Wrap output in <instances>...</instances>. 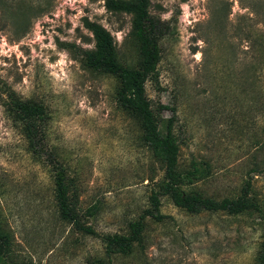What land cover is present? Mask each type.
Listing matches in <instances>:
<instances>
[{
  "label": "rangeland",
  "instance_id": "1",
  "mask_svg": "<svg viewBox=\"0 0 264 264\" xmlns=\"http://www.w3.org/2000/svg\"><path fill=\"white\" fill-rule=\"evenodd\" d=\"M166 29L146 94L179 144L178 169L207 168L187 187L215 199L250 181L259 205L239 214L190 213L161 197L162 221L145 218L143 240L112 264H258L264 240V0H149ZM87 17L113 35L119 61L136 66L132 15L105 0H0V225L27 264H95L101 238L126 233L150 207L164 174L135 119L115 99L114 78L80 61L94 40ZM71 43L72 47H62ZM5 91L43 103L46 143L66 168L80 223L62 219L50 166L31 154L5 110ZM165 106V107H161ZM96 205L91 214L87 208Z\"/></svg>",
  "mask_w": 264,
  "mask_h": 264
},
{
  "label": "trees",
  "instance_id": "2",
  "mask_svg": "<svg viewBox=\"0 0 264 264\" xmlns=\"http://www.w3.org/2000/svg\"><path fill=\"white\" fill-rule=\"evenodd\" d=\"M149 3V0H105V8L111 13L132 15L130 36L135 41L139 54L136 66H127L119 61L114 37L105 26L87 17L83 19L84 27L92 35L94 46L79 49L80 61L84 67L114 78L117 104L137 121L144 145L164 168L157 189H153L149 195L150 207L128 222V231L101 236L106 259H97L95 264H112L113 255H129L135 244L142 242L145 218L149 216L155 221H162L166 217L160 209L162 196H167L175 206L190 213L225 211L239 214L251 208L259 209V205L250 195L248 180L237 196L221 199L205 196L200 191L187 187L199 180L207 168L200 162H192V169H178L179 144L172 131L171 120H167L165 132H161L158 115L147 97L146 82L156 72L161 58L159 42L166 29L159 18L150 14ZM61 46L68 48L74 45L61 43ZM5 93V110L21 129L31 154L37 161L51 167L53 193L59 216L82 227L88 233H95L92 227L81 225L80 211L68 183L66 168L46 143L48 113L45 105L35 100L21 99L14 91ZM96 208V205H92L87 208V212L93 214ZM257 263L264 264V240L257 253ZM0 264H27L12 256L11 237L1 225Z\"/></svg>",
  "mask_w": 264,
  "mask_h": 264
}]
</instances>
